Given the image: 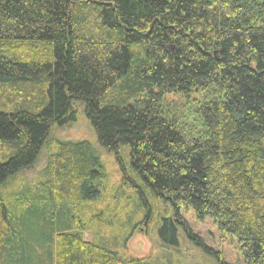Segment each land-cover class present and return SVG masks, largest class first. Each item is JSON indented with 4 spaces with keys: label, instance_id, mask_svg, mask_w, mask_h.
Wrapping results in <instances>:
<instances>
[{
    "label": "trees",
    "instance_id": "16d2710c",
    "mask_svg": "<svg viewBox=\"0 0 264 264\" xmlns=\"http://www.w3.org/2000/svg\"><path fill=\"white\" fill-rule=\"evenodd\" d=\"M75 100L131 180L109 189L89 140L51 135ZM132 205L161 238L191 206L264 264V0H0V264H152L110 243Z\"/></svg>",
    "mask_w": 264,
    "mask_h": 264
},
{
    "label": "rangeland",
    "instance_id": "374dc122",
    "mask_svg": "<svg viewBox=\"0 0 264 264\" xmlns=\"http://www.w3.org/2000/svg\"><path fill=\"white\" fill-rule=\"evenodd\" d=\"M74 106L78 113L77 119L65 127L53 126L51 135L69 141L89 140L101 159L107 177L105 186H108L109 189L122 182L124 174L122 168H125L126 175L130 178L127 180H131L129 148L120 146L119 159L115 151L105 148L98 141L93 124L86 115L85 103L75 100ZM53 151H56L55 147H53ZM47 155L48 148L43 147L34 167L25 173L18 174L15 181L17 187L25 180V176L35 179L43 172L48 160ZM29 183L31 184L30 188H24L23 192H40L41 188L37 186V182ZM135 191L133 186H129L124 187L121 192L132 196L135 195ZM142 201L144 200L142 199ZM158 205L159 207L154 205L153 215L159 219L168 217L172 211L170 203L160 200ZM136 207L131 206L130 218H128L124 229V237L132 232L125 246L119 242L120 239L117 244L110 240L114 248H118L119 244V248H122L121 251L127 256L150 258L152 264H247L238 248L236 237L230 233H221L209 217L204 221L196 218L191 206L187 207L189 209L181 210L184 225H178L180 229L176 238L168 231L167 236L161 238L158 233L161 221L154 218L149 221L150 211L141 208L138 210ZM150 209L152 210V207ZM147 215L148 217L145 218ZM181 227L185 228L187 235L182 232ZM87 237L91 238V234H88Z\"/></svg>",
    "mask_w": 264,
    "mask_h": 264
},
{
    "label": "crops",
    "instance_id": "0c3cea01",
    "mask_svg": "<svg viewBox=\"0 0 264 264\" xmlns=\"http://www.w3.org/2000/svg\"><path fill=\"white\" fill-rule=\"evenodd\" d=\"M85 237H87V235Z\"/></svg>",
    "mask_w": 264,
    "mask_h": 264
}]
</instances>
